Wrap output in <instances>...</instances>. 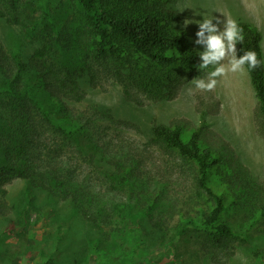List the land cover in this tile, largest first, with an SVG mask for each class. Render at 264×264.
<instances>
[{
	"label": "trees",
	"instance_id": "16d2710c",
	"mask_svg": "<svg viewBox=\"0 0 264 264\" xmlns=\"http://www.w3.org/2000/svg\"><path fill=\"white\" fill-rule=\"evenodd\" d=\"M71 1L79 8L85 40L66 23L69 39L65 32L40 35L39 47L26 59L0 51V217L14 210L7 186L20 179L68 202L94 227L120 223L127 230L135 214L155 231H173L171 240L198 232L205 253L225 264L235 256L239 238L264 225V187L251 185L241 162L218 148L204 125L156 122L141 148L121 136L135 125L108 110L77 108L87 97L86 78L92 89L111 81L137 107L175 95L200 64L187 32L178 27L180 13L171 8L176 0ZM9 4L10 16L20 22L15 3ZM4 10L0 2V17ZM237 23L245 37L236 45L237 58L254 51L262 61L247 73L264 135L263 35L249 22ZM72 40L81 52L68 51L64 59L63 42ZM148 147L170 152L188 167L193 187L188 199L164 205L163 187L152 185L151 171H145ZM155 175L164 177L165 171L159 168ZM238 211L246 214L247 228L232 221ZM175 218L179 222L172 225Z\"/></svg>",
	"mask_w": 264,
	"mask_h": 264
},
{
	"label": "rangeland",
	"instance_id": "374dc122",
	"mask_svg": "<svg viewBox=\"0 0 264 264\" xmlns=\"http://www.w3.org/2000/svg\"><path fill=\"white\" fill-rule=\"evenodd\" d=\"M0 2L5 9V16L0 17V51L8 55L28 58L39 47L40 35L49 34L50 38V35L57 37L59 32L64 34L66 23L72 27L70 33L82 40L86 38L79 8L71 0ZM10 2L15 3L20 22L10 16ZM171 8L180 13L178 27L187 32L198 56L204 51V46L195 43L199 27L196 23L185 27V20L202 22L217 17L225 22L226 19L249 22L262 33L264 49V0H176ZM213 24H216L215 19ZM47 26L51 31L46 30ZM219 29L224 30L223 24ZM67 43L63 42L65 46L61 47L64 59L68 51L81 52L79 47L72 46L73 40ZM199 62L202 63L200 57ZM213 70L211 66L197 69L171 99L146 102L145 107L127 102L121 87L111 81L102 80L99 88L92 89L86 78L82 85L87 97L77 108L108 110L114 119L135 125L137 128L129 126L121 136L141 148L148 145L156 122L169 124L182 120L204 125L213 143L241 162L251 185L264 187V135L260 131L257 99L248 73L228 72L217 78L213 91L197 90L191 81L197 77L207 79ZM3 82L0 70V87ZM147 155L145 171H151L152 185L163 187L167 196L164 205L188 199L193 191L188 167L176 155L154 147H148ZM159 168L165 171L164 177L155 175ZM7 190L8 203L14 210L8 217H0V264H215L205 253L198 232L189 230L183 237L171 240L173 231H155L146 219L135 214L129 217L127 230L120 223L94 227L68 202L49 196L45 191L32 190L25 181L14 179ZM245 217L246 214L238 211L232 221L247 228L249 223ZM178 222L179 218H175L171 224ZM235 251V256L225 264H264V225L258 223L248 229L237 241ZM219 258L225 259L222 255Z\"/></svg>",
	"mask_w": 264,
	"mask_h": 264
},
{
	"label": "clouds",
	"instance_id": "9594fccd",
	"mask_svg": "<svg viewBox=\"0 0 264 264\" xmlns=\"http://www.w3.org/2000/svg\"><path fill=\"white\" fill-rule=\"evenodd\" d=\"M214 19L216 24H213ZM191 23H196L199 27L195 43L204 46V51L199 53L202 63L198 65V69H207L209 66L214 69L208 73L207 79L197 77L191 81L197 90L213 91L218 84L217 78L226 76L228 72L246 74L247 71L261 66L262 61L257 58L254 51H247L242 57L237 58L236 45L242 44L245 37L243 29L235 20L226 19L225 22L217 17L203 19L202 22L185 20L184 26L187 27ZM221 24L224 26L223 31L219 29ZM225 61L227 64L223 63ZM189 92L191 93V89Z\"/></svg>",
	"mask_w": 264,
	"mask_h": 264
}]
</instances>
